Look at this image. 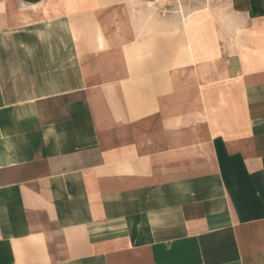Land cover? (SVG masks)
<instances>
[{
  "label": "crops",
  "instance_id": "obj_1",
  "mask_svg": "<svg viewBox=\"0 0 264 264\" xmlns=\"http://www.w3.org/2000/svg\"><path fill=\"white\" fill-rule=\"evenodd\" d=\"M219 1L0 0V264H264V0Z\"/></svg>",
  "mask_w": 264,
  "mask_h": 264
},
{
  "label": "rangeland",
  "instance_id": "obj_2",
  "mask_svg": "<svg viewBox=\"0 0 264 264\" xmlns=\"http://www.w3.org/2000/svg\"><path fill=\"white\" fill-rule=\"evenodd\" d=\"M115 1V0H114ZM200 1V0H199ZM203 1L204 3L202 4L203 6L202 7H205V8H209L210 10H213L214 12L218 13V12H221V11H224L225 8L222 7V4L223 2L219 1V0H201ZM150 5H152L153 7H156L155 4L153 3H150ZM199 7V6H198ZM183 8V6L178 7L177 9L178 10H181ZM195 8V6L193 7ZM163 11L165 10V8L162 9Z\"/></svg>",
  "mask_w": 264,
  "mask_h": 264
},
{
  "label": "built area",
  "instance_id": "obj_3",
  "mask_svg": "<svg viewBox=\"0 0 264 264\" xmlns=\"http://www.w3.org/2000/svg\"><path fill=\"white\" fill-rule=\"evenodd\" d=\"M146 1H148V2H150V3H153V4H155V5H158V4H160V3H162V2H166V1H174V2L177 3L178 7L181 8V6H182L187 0H146ZM168 5H169V4H167V6H168ZM165 10H169L168 7H165ZM179 11H181V10H179Z\"/></svg>",
  "mask_w": 264,
  "mask_h": 264
},
{
  "label": "bare ground",
  "instance_id": "obj_4",
  "mask_svg": "<svg viewBox=\"0 0 264 264\" xmlns=\"http://www.w3.org/2000/svg\"><path fill=\"white\" fill-rule=\"evenodd\" d=\"M181 12H183V8L181 9Z\"/></svg>",
  "mask_w": 264,
  "mask_h": 264
}]
</instances>
